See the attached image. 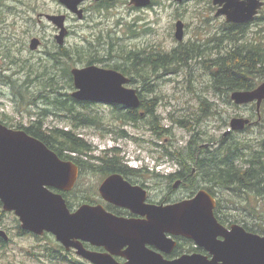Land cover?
<instances>
[{"label":"rangeland","instance_id":"obj_1","mask_svg":"<svg viewBox=\"0 0 264 264\" xmlns=\"http://www.w3.org/2000/svg\"><path fill=\"white\" fill-rule=\"evenodd\" d=\"M153 1L156 3L144 10H132L127 4L122 6L124 1L120 0L119 5L111 10L88 12L80 25H74L75 22L69 24L71 35L59 47L55 40L58 32L45 19L38 23L36 18L39 13H53L57 10L56 0H0V123L18 129L20 127H15L18 123L29 126L36 120L44 119L45 124H42L46 129L72 128L71 123L60 116L68 113L65 108L46 105L44 100L38 104L30 103L33 101L32 95L39 93L37 91L44 85L40 86L41 82L37 80L31 81L36 75H43V70L56 74L58 92L62 93L58 98L64 101L65 94L71 93L74 87L70 73L73 68H82L91 63L121 72L119 69L125 67L123 56L126 52L155 50L164 56L173 49L178 52L198 46L202 56H213L215 48L223 51L230 45L229 42L219 44L210 41L215 37H224L222 31L225 24L224 17L215 16L217 7L210 0H187L180 4L174 0ZM178 20L184 23L182 42L174 38V26ZM251 24L248 30L253 28ZM32 38L42 41V47L34 52L28 48ZM48 51L55 53L56 59H59L57 63L52 62V57H46ZM64 53L65 56H61ZM148 79L146 92H140L144 103L142 110L149 116L139 122L119 119V111L109 107L95 106L89 112L84 109L85 115L94 118L96 122L101 121V124H81L73 128L91 146L92 155L102 153L101 156H104L103 152L118 150L119 157L128 162L129 168L141 167L142 163L152 173L174 172L178 170L177 162H167L166 151L178 157L186 152L191 140V131L175 124L174 120L192 115L198 104H203L202 101L218 104L220 106L210 111L197 126L198 130L208 136L212 135L209 138L217 141L229 128L228 123L233 115L255 113L252 107L235 106L225 97L215 98L206 88V84L211 83L210 73L202 64L194 61L191 68L175 69L172 66L171 69H157L148 74ZM139 82L137 80L133 87L142 89V83ZM19 91L24 94L23 98L19 96ZM42 108L49 109L53 115L41 117ZM51 109L56 110L54 112ZM260 110L264 115V101ZM151 122L161 130L160 136L152 130L149 125ZM255 126L235 135V142L241 146L246 157L250 156L247 150H260V142L264 139V116L261 123ZM68 156L73 157L74 154L68 153ZM158 157L164 163H155ZM135 160L141 163L136 164ZM89 178L91 180L88 179V183L93 184L97 175H90ZM215 194L225 205L227 215L238 218L248 215L243 210L245 205L255 206L264 215V197L256 195L255 191L249 193V198L227 190ZM262 218L264 220V216ZM3 220L8 242L4 245L5 249L0 250V264H59L46 262L41 257L44 248L53 245L50 238L35 240L21 235L17 229L18 222L12 214H6Z\"/></svg>","mask_w":264,"mask_h":264},{"label":"flooded vegetation","instance_id":"obj_2","mask_svg":"<svg viewBox=\"0 0 264 264\" xmlns=\"http://www.w3.org/2000/svg\"><path fill=\"white\" fill-rule=\"evenodd\" d=\"M56 1L58 3L57 10H55L53 13H39L37 14L36 18L37 22L41 23L42 19L46 20L44 15L64 16L66 36L63 44H65L67 36L71 35V29L69 25L71 22H75L76 24L74 25H80V22L85 20V16L88 12L99 13L103 10H111L112 8L119 5L118 3L120 0H83L77 6L78 10H82L83 17L81 19L75 12L70 11L65 5H63L60 0ZM123 1L124 3H122V6H126L127 4L132 10H144L156 3L155 1L151 0L148 6L136 7L131 4V0H129V2L125 0ZM185 1L187 0H183L182 2L177 3L180 4ZM48 24L50 23L48 22ZM50 25H52L58 32V29L53 24ZM38 40L40 41V44L34 51H37L40 47H42V41L39 38ZM142 52L143 59H146V50H142ZM45 55L46 57H52L53 59H56L54 52L48 51L45 53ZM61 56H65V53ZM123 57L124 59H126L125 56ZM92 65L97 66L89 63V65L83 66L82 68ZM122 75L127 79V83L124 84V87L127 89L135 90L136 95L138 96L141 103L142 94L140 91L146 92V86L139 79L134 80L130 76L128 77L127 75ZM137 80L142 83V89H140L139 87H133ZM72 84L74 86L73 79ZM72 89L73 90L71 93H66L64 96V100L65 98H67L66 101H71L67 103V105L71 108H65L68 113H66V115H60L61 117H65L72 126L73 124L89 125L92 122L101 124V121H92L86 123L82 120L84 116L87 117V114L85 115L84 109L87 111H93L92 109H94L95 106L109 107L113 111H119V109L123 111L132 110V108H126L117 104H104L75 100L74 98H72V93H74L76 89L75 87H72ZM192 95H194L193 92ZM219 106L220 105L215 103H209L205 105L198 104L196 112L192 113V115H189V117L183 116L184 118L181 120H174L175 124L191 131V140L189 141L187 145L188 149L184 154H180L178 157H176L174 156V154L166 151L167 155L165 157L168 160L167 162H177L178 170L174 172H168L166 174L152 173L148 169H146V167H143L142 163L138 160H135V162L141 163V167L136 166L129 168L127 165L128 162L125 161L123 157H119L118 150L103 152L104 156H101L102 153L98 156H94L90 152L88 154L77 155V157L75 158H70L68 156V151L56 154L60 160L69 161L76 166V176L72 187L66 188L67 190H60L53 187L46 188L50 192L59 194L63 197L65 205L70 214L75 213L82 206L101 207L106 214L110 215L107 217L112 220V224H110V226L108 227L112 233V240L105 242L102 239L98 238L92 242L80 238L69 237L67 240H65L64 244L57 240L52 233L43 231L41 234H38L24 229L21 217L19 215H16L14 211L4 210V204L0 200V232L4 233L3 235L0 234V250H4V245L6 242H8V236L5 232L3 220L6 214H12L15 217V220L18 222L17 229L19 230L21 235L28 236L35 240H41L44 237L50 238L53 241V245H48L47 247H45L44 253L41 254V257L45 258L46 262L59 264H164L165 262H173L186 256H200L207 262H213L214 255L211 248H214L217 243H224L225 240L224 236L217 235V233L220 231L219 227H221L226 232H230L232 228L237 225L242 227L246 233L264 237V234L262 232V222L254 217L244 216L238 218L236 216L227 215V213L225 212V206L222 211L223 215L214 214V210L216 209V202L219 199L217 198L216 194L213 195L209 192H219L223 190H227L229 192L239 191V189L241 188L239 183L232 184L231 186L233 187H231L230 189L226 187L215 186L199 176V171L197 170L196 166L198 159L200 160L201 157H207L211 154L213 155V152L215 150L225 148L231 144H234L235 135L237 133L241 134L247 129L255 125H259L264 116L261 113L262 110H260L261 105L259 108H257L255 103L242 105L235 104V106L252 107L255 113L250 112L249 115H233L234 117H231L228 123L229 128L226 129L223 132V135L216 141L209 138L212 135L208 136L202 131L198 130L197 126L201 120H204L207 117V114L210 111L215 110ZM142 109L143 108H141V105L136 109L138 110L139 115L141 117L149 116L147 113L145 114ZM51 110L55 112L56 109ZM78 111H80V113H77ZM41 112V117L43 118L53 115V113L46 108H42ZM31 115H34V112H31ZM118 116L119 113L117 115V118ZM77 117H79L80 119L77 120ZM233 118L248 120V124H246L245 128L241 131L231 130L230 122ZM18 124L21 126H27L21 123ZM31 124L32 123H30V125ZM193 124L196 125H194L193 127ZM162 132L165 133L166 131L162 130ZM122 133L124 134V132ZM201 142L205 143L200 144ZM261 146L262 145H260V149ZM189 147L191 148V150H189ZM47 148L52 151L49 147ZM247 151H249L250 156L246 157V155L243 153L244 151L241 150V157L235 158L233 160L235 161L233 162L234 165H238V167L244 170V172H248V175H252V173L255 171L256 175L258 174L259 176H261V160H254L252 158L253 151ZM107 159L113 160L109 162ZM160 159L162 158L158 157L156 160H154V162H163ZM118 160H120L124 167L112 168V166H110V163ZM163 165L164 164H162V166ZM90 175H97V178L95 179L96 182L93 184L88 183ZM116 175L120 176L122 181L128 184L129 189L125 191L123 190L119 194L105 193V196L114 200L113 203L108 201L104 197V194L100 192V187L107 178ZM249 180L251 181V178H249ZM257 183L258 182H256L255 184ZM255 184H253L252 182L244 184L246 186L249 185V189L245 187L244 189H241L246 190L251 194L252 191H257L262 187L258 186V184L256 185L257 187L252 186ZM200 191H205L211 198H213L215 202V206L213 209V218L219 227L215 224L209 223L202 224V226H194L191 224L182 226L179 228V230L174 231L164 226L165 230L164 232H161L163 225H152V220L154 217L146 215V205L154 207H164L181 204L183 202H189L192 201ZM249 197L250 195L248 196V198ZM102 218H104V220H107L105 216H102ZM244 222H248L249 225H246ZM212 236H214V238H212ZM78 247L83 251V255L78 252ZM87 256L91 257V259ZM218 263L221 264V262Z\"/></svg>","mask_w":264,"mask_h":264},{"label":"water","instance_id":"obj_3","mask_svg":"<svg viewBox=\"0 0 264 264\" xmlns=\"http://www.w3.org/2000/svg\"><path fill=\"white\" fill-rule=\"evenodd\" d=\"M83 0H60L70 11L81 19L82 10L78 4ZM151 0H131L136 7H145ZM182 2L183 0H174ZM217 7V17H224L229 24L241 25L248 23L258 15L264 6V0H210ZM53 24L58 33L56 43L61 46L66 36L65 17L62 15H44ZM174 38L182 42L184 23H175ZM40 41L36 38L29 43L30 50L38 48ZM74 87L72 98L78 101L117 104L126 108L137 109L140 100L135 90L127 89V79L118 71L87 66L71 70ZM230 99L236 105L255 103L257 108L264 101V82L251 91H234ZM248 120L233 118L230 129L241 131ZM77 168L69 161L60 160L42 142L29 136L23 130H15L0 124V200L4 210L14 211L21 217L26 230L41 234L43 231L52 233L57 240L65 244L69 237L89 241L102 239L112 240L108 228L112 220L101 207L82 206L70 214L63 197L50 192L46 187L67 190L72 187ZM126 187V188H124ZM129 189L128 184L120 176L107 178L100 187L104 197L114 203L106 194H119ZM215 202L205 191H200L189 202L154 207L146 205V215L154 217L152 225H163L177 231L182 226L216 224L213 218ZM105 216L107 220H104ZM207 219V220H206ZM219 227V226H218ZM217 235L224 236V243H217L211 248L213 262H207L200 256L182 257L164 264H264V237L246 233L235 225L230 232L221 227ZM0 234H4L0 232ZM214 238V236H212ZM78 252L83 251L78 247ZM91 259V257L87 256Z\"/></svg>","mask_w":264,"mask_h":264},{"label":"trees","instance_id":"obj_4","mask_svg":"<svg viewBox=\"0 0 264 264\" xmlns=\"http://www.w3.org/2000/svg\"><path fill=\"white\" fill-rule=\"evenodd\" d=\"M263 8L251 22L242 25L225 23L222 31L224 37H215L214 39H210V41L214 40L219 44L225 42L228 44L229 42L230 45L224 50L222 49L223 51L215 48V54L213 56H202V51L198 46H194L191 49H182L178 52H175L173 49L164 56H162L158 51L151 50L146 52V59H141L143 57L141 51L126 52V59H123L125 61V67L119 70L122 73L129 75L134 80L139 79L145 86H147L149 81L148 74L155 72L157 69L166 70L171 69L172 66H175V69L177 67L191 68V63L194 61L195 63L202 64L203 68L210 73L211 83L208 82L206 84V88L212 92L213 96L215 98L225 97L228 101H230L229 96L234 91H251L257 85L264 82ZM251 23H253V28L248 30V28L252 25ZM51 60L52 62L55 61L57 63L59 59ZM41 73L43 75H36L31 82L37 80L41 82L40 86L44 85L41 90L37 91L39 93L32 95L33 101H30V103L36 104L37 102L38 104L41 100H44L46 105L50 104L55 108H58V105L63 108H71L70 106L65 105L71 101H66L67 98H65V100L63 99L64 101H61L58 98V96L62 95V93L58 92L59 84L56 74L49 73V70H43ZM18 94L20 97H24V94L21 91H19ZM202 103L205 105L208 102L202 101ZM140 105L141 108L144 107L143 101H141ZM41 113L42 112H40V115ZM77 113H80V111ZM144 113L146 114V112ZM118 117L119 119L133 123L146 118V116L141 117L136 109L126 111L119 109ZM79 119L80 118L77 117V120ZM82 120L86 123L95 121L94 118H91L88 115L87 117L84 116ZM42 123L45 124L44 119L36 120L35 123L27 127H23L19 124H16L15 127H20L18 129L24 130L28 135L43 142L47 147L54 151L55 154L68 151L69 153L74 154V156L70 158H75L77 155L92 152L91 146L74 133L73 128H76L78 125L73 124L71 129L63 128L62 130L46 129L43 127ZM149 125L152 127V130L155 131L156 135H161V130L155 127L154 122L149 123ZM260 145H262L260 150L252 152V158L254 160H261V176L258 174L256 175L255 171L252 175H248V172H244V170L240 169L238 165H234L233 162L235 161L233 160L241 157L242 150L241 146H239L236 142L227 147L224 146L225 148L215 150L213 155L211 154L207 157H201L200 160L198 159L196 166L199 171V176L215 186L230 189L233 187L231 185L234 183H239L243 189L244 187L249 189L250 186H246L244 184L251 182L255 184L258 182V186L262 187L261 189L256 188L259 189L255 191L256 195L264 197V139L261 140ZM189 150H191L190 147ZM107 160L110 162L113 159ZM110 164L112 168L124 167L120 160ZM249 178H251V181ZM257 184L252 186H256ZM241 188L239 191H233L232 193H241L245 198H248L249 192ZM209 193L215 195L214 191H210ZM224 206L225 205L220 201V199L217 200L214 214L223 215L222 211ZM243 210L245 214H248L246 216L254 217L262 222V232H264V220L262 218L264 215H262L260 211L256 210V207L253 205H245ZM244 223L249 225L248 222Z\"/></svg>","mask_w":264,"mask_h":264}]
</instances>
